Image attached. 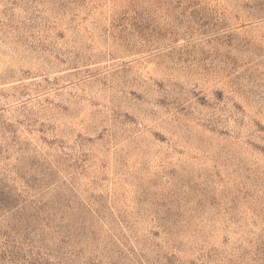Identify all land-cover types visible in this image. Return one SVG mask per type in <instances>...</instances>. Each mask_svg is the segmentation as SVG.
<instances>
[{
    "label": "rangeland",
    "instance_id": "374dc122",
    "mask_svg": "<svg viewBox=\"0 0 264 264\" xmlns=\"http://www.w3.org/2000/svg\"><path fill=\"white\" fill-rule=\"evenodd\" d=\"M0 264H264V0H0Z\"/></svg>",
    "mask_w": 264,
    "mask_h": 264
}]
</instances>
